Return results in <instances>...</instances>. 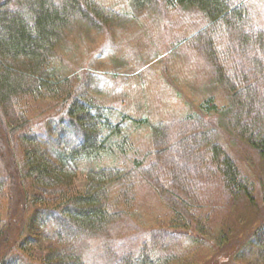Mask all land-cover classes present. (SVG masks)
I'll return each instance as SVG.
<instances>
[{
	"label": "trees",
	"instance_id": "16d2710c",
	"mask_svg": "<svg viewBox=\"0 0 264 264\" xmlns=\"http://www.w3.org/2000/svg\"><path fill=\"white\" fill-rule=\"evenodd\" d=\"M124 1L119 12L101 0H0V264H196L207 245L230 242L220 214L254 201L229 142L264 161L259 0ZM176 11L200 21L163 48L190 52L224 108L210 96L196 114L152 125L98 99L85 67L57 73L73 35L96 31L110 43L122 19ZM130 127L151 130L138 140ZM148 216L154 226L141 228ZM27 228L33 237H23ZM34 246L45 249L38 259ZM232 258L264 264V227L221 260Z\"/></svg>",
	"mask_w": 264,
	"mask_h": 264
},
{
	"label": "rangeland",
	"instance_id": "374dc122",
	"mask_svg": "<svg viewBox=\"0 0 264 264\" xmlns=\"http://www.w3.org/2000/svg\"><path fill=\"white\" fill-rule=\"evenodd\" d=\"M101 1L119 12L126 9L124 0ZM261 10H264V0H259L256 12ZM122 20L123 24L112 33L110 43L106 42L104 34L96 31H86L83 37L73 35L61 51L69 65L57 62V73L65 74L71 69L85 67L92 73L89 82L98 99L107 104H119L132 117L148 119L152 125L164 124L173 117L196 114L210 96L215 98L220 109L226 106L221 92L212 83H205L204 74L190 52L174 47L163 48L168 45L165 37L166 41L170 39L176 45L190 35L192 27L198 26L200 16L189 11H176L169 15L139 14ZM129 130L133 139L139 140L147 137L151 129L130 127ZM54 139L55 133L52 132ZM62 144L60 140L59 145ZM45 148L54 154L47 142ZM229 148L255 185L254 201L236 202L233 208L229 207L220 214L222 229L230 242L216 247L217 250L207 245L204 259L196 264H223L222 255L233 250L237 240L244 242L249 234L264 227V161L255 149L237 140L230 141ZM83 184L84 176L79 175L76 186L80 189ZM13 201V215H19L21 201ZM138 224L146 229L153 227L155 222L148 216L139 219ZM24 232V238L33 237L28 228ZM48 244L45 242L46 246ZM30 249L37 259L45 253L44 248L38 250L39 247L34 246ZM233 258L228 264L237 262Z\"/></svg>",
	"mask_w": 264,
	"mask_h": 264
}]
</instances>
